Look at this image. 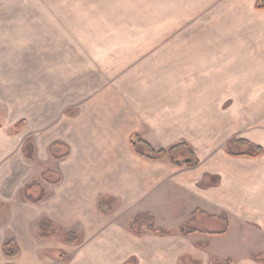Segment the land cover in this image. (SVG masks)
<instances>
[{"label":"rangeland","instance_id":"374dc122","mask_svg":"<svg viewBox=\"0 0 264 264\" xmlns=\"http://www.w3.org/2000/svg\"><path fill=\"white\" fill-rule=\"evenodd\" d=\"M255 2L0 0V50L4 51L0 57L11 53L14 98L11 107L0 103V134L17 142L30 137L32 133L24 129L39 116V128L33 132L38 135L41 148L35 150L32 161L24 163L28 166L27 183L36 181L47 193L41 202L49 203L45 209L59 211V207H68L78 201V190H86L87 196L91 194L89 187L83 188V180L75 178L74 156L69 154L56 160L47 146L77 138L76 131L81 129L86 131L88 146L101 147L100 152L104 153L108 147L106 140L110 138L105 132L112 129L110 122L115 118L126 123L124 112L137 117L133 126L155 145H159L153 130L156 125L150 127L143 119L156 122L170 112L174 117L173 130L177 128L193 138L197 137L198 110L204 112L206 125L229 120L228 132L220 133V143L239 136L238 121L242 122L247 113L264 104L251 96L254 91L264 92V85L258 84L261 66L264 67V10H256ZM187 82L207 84L203 86L208 88L203 96L205 101H198L201 96L196 95L201 87H185ZM209 89H214L215 94L209 93ZM83 107L90 113L86 114ZM21 119L26 122L15 132L14 127ZM182 122H188V126ZM126 132H123L125 147L129 133ZM203 144L198 151L201 157L209 152ZM130 157L135 158L132 154ZM87 168L82 167L78 176L84 177ZM46 170L56 172L60 183L46 184L41 179ZM142 171L148 176V168L142 167ZM180 178L183 186L176 184L172 190L162 187L155 202L156 224L172 231L184 224L189 213L199 206L197 192L192 189L194 180L183 175ZM20 193L21 197L22 189ZM97 195L99 192L92 199ZM19 199L1 203L0 227ZM90 201L88 197L84 204L90 206ZM167 210L173 214H165ZM59 220L54 224L58 234L46 245L54 250H44L41 256L68 263V256L55 250L61 245L60 235L70 230L80 237L85 233L79 225L70 227V222ZM109 220L110 229L112 223L119 225L128 219L113 214ZM229 231L226 236L213 237L210 245L204 247L191 239L188 248L207 254H228L239 260L254 258L264 246L261 236L251 227H240L232 220Z\"/></svg>","mask_w":264,"mask_h":264},{"label":"crops","instance_id":"0c3cea01","mask_svg":"<svg viewBox=\"0 0 264 264\" xmlns=\"http://www.w3.org/2000/svg\"><path fill=\"white\" fill-rule=\"evenodd\" d=\"M0 53L4 54V51L0 50ZM5 54L7 53L5 52ZM12 69L13 60L9 52L7 57H0V103L7 107H11L14 103ZM261 70V82L258 84L262 87L264 85V67L261 66ZM188 85L201 87L196 95L201 96L198 101H205L203 96H205V89L208 88L203 86L207 84L187 82L185 87ZM208 92L215 94L214 89H209ZM263 93L258 94L254 91L251 96L254 100L264 103ZM85 108L83 107V109ZM90 111L85 109L86 114ZM122 111H124L123 108ZM124 113H127L123 117L126 119V123L120 118H115L112 123L110 122L112 129L105 132L110 138L106 140L108 147L104 153L100 152L101 147L93 149L90 148L91 145L88 146L89 141L85 136V130L79 129L76 131L77 138L64 141L69 144V147L67 144L66 146L70 156L72 158L74 156L72 169L75 170V178L78 181L83 180V188L89 187L90 196L97 192L99 195L92 199L93 196L86 195V190L85 192L84 189L78 190L76 196L78 201H74L68 207H59V211L52 210V208L46 210L45 207L49 203L34 205L19 196L28 179L26 177L28 166L24 162L32 161L35 150L39 151L41 148L37 140L38 135L33 132L34 128H39V116L33 125H26L24 129V132L30 131L34 139L32 136H27L17 142L6 139L4 134H0V206L1 203H11L13 200L19 199L17 196L20 197L19 202L10 209L8 220L0 227V264L10 261L15 264H181L180 260L183 257L197 261L199 264H209L212 257L231 258L227 256L228 254L213 253L209 247L213 237L226 236L230 231L223 236L200 234L189 237H182L178 234L154 236L145 233L142 237H136L128 230L129 221L138 213H148L156 222L155 215L158 210L155 202L158 192L163 189L162 187L172 190L176 184L183 186V182H179L181 181L180 175L194 180L192 189L197 192L199 203V206L189 213L188 220L195 210H201L212 216L223 212L228 216L229 230L232 220L238 222L240 227H251L261 236L260 239L263 240L262 244L264 245V155L258 159H247L231 158L224 153L225 145L230 139L246 140L264 150V104L260 105L259 110L247 113L244 120L241 119L242 122L238 121L239 136L225 139L222 143L219 138L222 131L228 132L229 120L224 124L222 120H218L220 122L206 125L204 112L200 110L196 115L197 117L200 115V120L196 124V138L181 133L177 128L173 130L174 117L171 112L167 117L165 116L159 121L156 120V122L144 118L143 121L150 127L156 125L153 126V130H156L159 145H155L140 135L136 127L133 126L137 121L136 116L129 115L128 112ZM21 120L25 124L26 120ZM231 123H233L232 120H230ZM182 125L186 127L188 122H182ZM131 129L136 130L130 131ZM123 132H129L126 147L124 146L126 136ZM102 133L100 131V134ZM133 134H139L143 141L154 149L164 148L176 142H185L192 148L199 165L194 168L174 167L163 165L162 162L144 160L138 157L130 146V136ZM27 141L31 145V159L25 158L22 152ZM64 142L62 143L65 144ZM203 143L208 146V151L211 153L208 152L206 156L201 157L198 151L204 145ZM51 144L47 146V149ZM216 146L217 148L212 149ZM131 154L135 158H131ZM98 159L100 162H94ZM134 163H137L138 166ZM223 164H227L228 167H221ZM89 166L91 167L89 168ZM82 167L88 168L87 171L85 169L84 177H79ZM142 167L149 169L148 176L142 171ZM155 170H158L156 174ZM91 182L94 183L90 184ZM74 186L77 188V184ZM88 197L91 200L90 204L88 202L90 206L84 204ZM100 199L107 200L106 210L108 212H102L98 208ZM113 214H118L120 218L128 220L126 223H119V225L112 223V227L109 229V215ZM165 214L172 215L173 212L167 210ZM42 218H46L53 227H55L54 224L59 223V219H63L70 222V227L79 225L84 230V237H80L73 230L64 232L75 234L76 243L66 245L61 241V245L55 248L68 256V263L47 260L41 256L44 254V250H54L53 247L46 246L51 242V238H41L38 235V228L36 230L37 223ZM179 227L180 225L176 230ZM35 235H37V239ZM191 239L197 240V244L202 247L209 244L207 250L211 253L207 254L201 249L196 250L192 247L189 249L188 244ZM9 240L15 243L19 251V255L12 259L5 257L2 252L3 244ZM263 247L260 248V253L264 252ZM231 259L234 264H264V261H255L253 258Z\"/></svg>","mask_w":264,"mask_h":264},{"label":"trees","instance_id":"16d2710c","mask_svg":"<svg viewBox=\"0 0 264 264\" xmlns=\"http://www.w3.org/2000/svg\"><path fill=\"white\" fill-rule=\"evenodd\" d=\"M254 7L258 11L264 10V0H257ZM23 126L24 121L21 120L14 127V131L19 132ZM130 146L138 157L147 161L169 162L177 167L188 168H194L199 165V161L192 148L185 142H177L164 148L154 149L143 141L139 134H133L130 136ZM22 152L25 158L31 159V145L29 141L24 144ZM48 152L56 160L65 159L69 156L68 147L59 142L52 143L48 148ZM224 153L231 158L258 159L264 155V150L260 146L246 140L230 139L225 145ZM41 177L49 185H57L61 181L60 176L56 172L49 170L44 171ZM22 197L26 202L35 205L41 203L47 197V193L36 181H31L22 189ZM106 207L107 200L100 199L98 202L100 211L108 212ZM37 228L38 235L41 238L48 239L58 234L57 229L46 218L38 221ZM127 228L136 237H142L145 233H150L154 236H172L175 234L182 237H189L195 234L223 236L229 231V220L227 214L223 212L212 216L201 210H195L191 213L189 221L182 224L176 231H172L157 226L150 214L138 213L131 218ZM60 238L62 243L66 245H74L77 239L73 233H63ZM2 252L5 257L10 259L19 255V251L12 240L3 244ZM263 257L264 252L259 253L253 259L255 261H264ZM180 262L181 264H199V262L187 257L181 258ZM209 264H234V261L231 258H213Z\"/></svg>","mask_w":264,"mask_h":264},{"label":"water","instance_id":"95a60500","mask_svg":"<svg viewBox=\"0 0 264 264\" xmlns=\"http://www.w3.org/2000/svg\"><path fill=\"white\" fill-rule=\"evenodd\" d=\"M179 164V163H178Z\"/></svg>","mask_w":264,"mask_h":264}]
</instances>
